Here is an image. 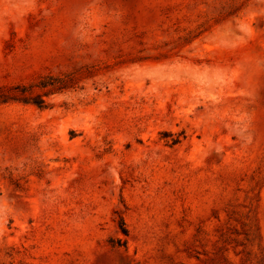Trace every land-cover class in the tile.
Listing matches in <instances>:
<instances>
[{
  "label": "rangeland",
  "instance_id": "1",
  "mask_svg": "<svg viewBox=\"0 0 264 264\" xmlns=\"http://www.w3.org/2000/svg\"><path fill=\"white\" fill-rule=\"evenodd\" d=\"M80 68L0 98V264H264V0H0V95Z\"/></svg>",
  "mask_w": 264,
  "mask_h": 264
},
{
  "label": "trees",
  "instance_id": "2",
  "mask_svg": "<svg viewBox=\"0 0 264 264\" xmlns=\"http://www.w3.org/2000/svg\"><path fill=\"white\" fill-rule=\"evenodd\" d=\"M93 75V71L84 72L80 68L60 74L48 73L42 75L35 82L28 84L18 83L12 85L6 92L0 95L2 101L16 100L22 102L33 103L40 108L49 105L46 98L52 94L77 89L81 80ZM127 234L126 228H122Z\"/></svg>",
  "mask_w": 264,
  "mask_h": 264
}]
</instances>
